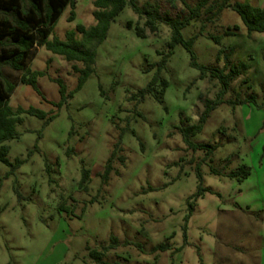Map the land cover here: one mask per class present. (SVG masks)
I'll return each mask as SVG.
<instances>
[{"label":"rangeland","instance_id":"1","mask_svg":"<svg viewBox=\"0 0 264 264\" xmlns=\"http://www.w3.org/2000/svg\"><path fill=\"white\" fill-rule=\"evenodd\" d=\"M153 1L162 16L188 13L184 0ZM237 1L264 7V0ZM71 10H64L50 39H66L79 23H96L94 0H77L73 21ZM240 17L227 7L219 16L204 13L183 30L186 38L198 35L201 64L224 68L229 54L227 64L244 69L193 137L217 146L206 159L205 150L184 142L179 128L198 123L205 100H216L222 85L201 76L178 44L161 74L169 82L165 94L159 95L158 85L141 98L139 90L169 51L172 29L160 20L158 30L147 28L142 38L136 24L144 26L146 19L130 5L100 45L95 72L60 108L54 104L61 98L56 79L69 91L78 84L72 62L45 46L34 48L29 67L45 72L38 79L43 95L21 82L22 71L0 65L5 78L17 83L14 110L34 106L57 114L47 125L20 114L21 135L7 142L10 161L25 162L14 171L0 163V264H95L90 250L108 246L112 235L118 242L104 257L111 263L264 264V32L249 33ZM252 95L257 103H241ZM114 149L105 182L100 173ZM243 164L251 173L241 181L230 174ZM84 168L92 178L87 190L79 184ZM202 182L213 191L193 203L187 220ZM164 242L168 249H153Z\"/></svg>","mask_w":264,"mask_h":264},{"label":"trees","instance_id":"2","mask_svg":"<svg viewBox=\"0 0 264 264\" xmlns=\"http://www.w3.org/2000/svg\"><path fill=\"white\" fill-rule=\"evenodd\" d=\"M76 3L77 0H0V65H8L14 70L22 71L21 82L32 85L38 93L43 95L38 86V79L44 76L45 72L33 70L29 67V61L34 48L36 46H45L53 53L62 55L67 61L72 62L74 71L79 74L78 84L74 90L69 91L62 78L56 79V82L59 84L61 98L58 102H54V104L60 108L68 103L76 91L85 86L88 78L95 72L97 51H99L100 45L107 39L116 17L130 5L138 13L139 17L146 19L144 26L140 23L136 24L137 34L142 38L146 37L147 28L157 31L160 20L168 24L172 29V34L168 41L169 51L162 54V60L158 63V71L153 75L149 85L139 90L141 98H144L148 92L155 90L158 85L162 87L161 90H158L159 95L163 96L165 94V91L169 87V82L163 79L161 74L166 69L169 58L175 52V47L178 44L189 51L191 65L201 71V76L208 75L220 81L222 88L219 91L218 98L216 100H205V109L200 115L199 122L182 125L179 128L184 142L195 151L205 150V159L209 158L217 146L211 143H196L193 137L203 131L212 111L216 110L224 102L223 97L230 90L232 81L244 73V69L234 64H227L230 63L229 54L226 56L227 63L224 68L201 64L198 61L195 49L198 35L194 34L186 38L183 30L193 20H199L204 13L213 12V15L219 16L225 8L232 7L241 16L240 18L249 33L264 32V7L237 0L234 2L230 0H221V2L219 0H197L194 5L184 0L188 13L173 17L162 16L160 5L153 0H145L143 4H140L138 0H94L95 10L93 16L96 20L94 25L87 27L85 24L79 23L76 26L77 31L68 32L66 39L62 40L58 37L50 39L58 20L68 6L72 7L69 20L73 21L76 18ZM129 26L132 27V22H129ZM77 33H80L82 37L78 38ZM226 34L230 33L227 32ZM213 38L217 43L221 40V37L217 35H214ZM221 53H223V50L220 51ZM79 62L83 66H79L77 64ZM16 87L17 83L5 78L0 69V163L11 165L12 171L25 162V159L22 158H17L15 163L10 161V146L7 143L12 139L19 138L21 135L17 128L20 114L27 113L41 118L45 120V125L49 124L57 115L54 112H48L34 106L27 109L18 107L17 110H14L10 106V99ZM159 99L162 101L160 97ZM252 101L253 103H257V99L253 95L242 100L241 103ZM122 135L123 133L116 145L117 147H120L122 143ZM116 154L117 150L114 149L104 167L103 173H100L105 182L110 180ZM121 160L124 161V157H121ZM212 170L214 173L219 174L218 171ZM250 173V166L243 164L231 172L230 175L238 177L242 181ZM198 175L201 179L203 178L199 168ZM91 179L90 170L84 168L81 181L79 182L80 186L87 190L88 186L86 183ZM1 185L0 183V189ZM206 191L213 190L204 187L202 182L198 192L192 196L193 199L190 201L191 212L187 216V220H189L192 214L193 203L203 196ZM117 242L118 237L112 235L111 243L108 246H105L102 250L97 248L91 249L90 255L95 264H119L118 262L111 263L104 259L106 252L114 247ZM168 248L169 244L164 242L157 246L155 245L153 249L158 251Z\"/></svg>","mask_w":264,"mask_h":264}]
</instances>
